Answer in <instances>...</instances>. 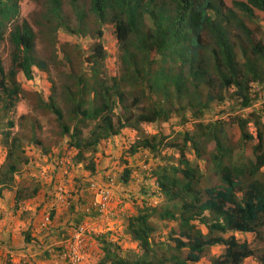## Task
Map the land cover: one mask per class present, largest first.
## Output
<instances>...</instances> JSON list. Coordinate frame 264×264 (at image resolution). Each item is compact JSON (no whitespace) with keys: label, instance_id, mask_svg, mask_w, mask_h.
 <instances>
[{"label":"trees","instance_id":"obj_1","mask_svg":"<svg viewBox=\"0 0 264 264\" xmlns=\"http://www.w3.org/2000/svg\"><path fill=\"white\" fill-rule=\"evenodd\" d=\"M23 1L0 0V49L13 26L8 69L0 56V145L6 151L0 199L6 191L15 192L17 204L38 196L39 179H20L34 149L55 159L57 168L68 164L63 151L53 156L40 138L37 119L11 117L28 93L20 75L31 83L39 72L46 80L41 77L42 90L33 92L37 107L54 116L66 151L75 153L71 167L82 165L94 176L103 143L126 130L137 134L128 154L148 153L139 160L153 161L151 175L144 174L156 190L142 188L144 199L126 217L124 235H91L102 251L100 264H200L218 247L223 251L210 264H244L249 258L264 264V0H235L232 6L225 0H89L88 11L70 0L74 27L62 0H48L38 24L49 33L85 39L92 34L90 19L98 27L89 54L53 42L49 61L38 57L32 26L15 24ZM107 26L118 42L115 75L102 41ZM52 68L64 78L62 94ZM214 106L229 112L216 114ZM174 118L181 129L172 134L144 130ZM135 171L126 166L119 184L129 186ZM93 182L87 185L91 191ZM154 196L162 202L151 204ZM91 215L103 216L83 212L77 227ZM157 222L173 225L166 240L157 237ZM246 235L263 243L260 252L238 237ZM71 236L56 247L61 256ZM125 238L137 249L125 251Z\"/></svg>","mask_w":264,"mask_h":264},{"label":"crops","instance_id":"obj_2","mask_svg":"<svg viewBox=\"0 0 264 264\" xmlns=\"http://www.w3.org/2000/svg\"><path fill=\"white\" fill-rule=\"evenodd\" d=\"M121 140L120 136L106 142L101 153L108 162L97 165V173L94 176L82 165L71 167L69 161H67L68 164L63 163L60 168H57L58 171H55L51 160L45 158L47 166L42 171H47V181H41L42 189L37 197L17 204L15 192H5L4 198L0 199V264H68L56 247L62 245L64 242L62 240L66 236L73 234L77 227V220L80 219L83 212L91 213L96 210L93 208L95 193L89 190L87 185L90 181H98L101 185H107L110 179H114L113 169L107 171L104 169L117 163L111 162V159L114 158L112 154L119 150ZM115 145L116 147H114ZM110 153L111 156L108 155ZM72 154L75 155V153ZM142 155L148 156V153H141L129 160L133 159L135 166L146 168L145 162L139 160ZM130 166L134 168L132 164ZM136 171L133 178L137 175ZM33 175L36 177L35 174ZM138 178V180L134 179L129 186L115 187L112 212L109 216L91 215L85 218L81 225H89L93 231L92 234L110 232L115 240L122 237L126 217L136 214V206H139L144 199L143 195L141 197L142 188L152 185L153 191L156 190L154 182L150 181L151 184H149L145 175ZM62 187L67 193L68 205L58 193ZM137 191L140 192L137 193ZM149 201L153 205H158L162 199L154 196ZM52 212L51 224L44 227L46 215ZM27 235H30V241H27ZM93 242L99 252L97 264H100L102 251L99 245L95 241ZM47 252L50 254V258L45 260L43 256ZM95 259H90L88 264H95Z\"/></svg>","mask_w":264,"mask_h":264},{"label":"rangeland","instance_id":"obj_3","mask_svg":"<svg viewBox=\"0 0 264 264\" xmlns=\"http://www.w3.org/2000/svg\"><path fill=\"white\" fill-rule=\"evenodd\" d=\"M77 1L84 9H86V11H88L89 0H77ZM225 1L229 6H232L233 1L235 0H225ZM62 2H63V11H65L66 14L70 17L71 22H72L71 24L74 27L76 24V21L72 14L71 1L62 0ZM47 9H48V0H35V1L25 0L21 4V15L18 18V20H16L15 22V24H21L22 22L27 21L32 26L36 34V50H37L39 59L45 60V61L50 60L52 56L53 42L54 43L56 42L69 43L72 46L79 47L85 53V55L89 54L92 44L95 43V39L92 35L94 34V32H96V29H98V27L95 28L93 19L89 20V25H88L89 29L92 30V34L89 35V37L85 39H80L77 37L69 36L67 33L63 32L62 30H60V32H57L56 34L55 33L51 34L49 33L47 28H44L38 24V21L41 20V14L44 11H47ZM260 21L261 23H263L262 32L264 34V19ZM12 27H13L12 25L9 27L7 31V35H6V40L3 42L1 49H0V56L3 60L4 66L6 67V69L10 67V63H11L10 54L12 51V46L9 41V33ZM104 31H105V37L102 41L106 49V52L108 54L107 67H108L109 73L112 75H115L118 72V42L116 40V36L114 34V30L112 26H107ZM52 73H53V79L59 85L58 92L59 94H62L63 91H62L61 86L64 85V78H62L59 72H57L54 68H52ZM37 76H38V79L35 82L29 83L25 81V77L22 74L20 75V79L22 83L24 84L25 90L28 93L23 96L22 100L17 105L16 112L11 117L16 122L19 121V118L22 115H26L30 117L29 119H37L43 126V129L40 132V138L45 142L47 147L50 145L52 146V149H53L52 155L53 156L57 155L60 151H63L65 153L66 159H68V161L70 162V159L72 158L73 154L69 151H66V147H67L66 139L61 140L60 130L55 122L54 116L40 111L37 107V97L35 96V93L33 92L35 90H42V86L40 85V83H42V80H46V76L39 72H37ZM41 77H43L42 80L40 79ZM214 108H215L216 114H220L221 111H226L225 113H227V111L229 112V109H226L227 106H224L221 108L214 106ZM261 108L262 107L260 103H258L256 105V109H261ZM248 112H250V110ZM178 129H181V127H179L177 124V118H174L168 124L144 125V130L149 134L163 133L164 135H169ZM14 131L17 132L18 127ZM136 137H137V134L135 132L126 130V132H124V134L121 136L122 140L120 142L121 144L119 146V150H117L114 154H112L114 158L111 159V162L113 163L117 162V163L112 164L113 165L112 167H108L104 169L105 171L109 169H113V174H114L113 178L116 181V185L119 184V180H120L119 175H121L124 169L126 168V166L130 164H132L135 170H137L136 171L137 175L133 179L138 180L139 176L141 177L142 175H145V174H148L149 176L151 175L150 171L153 168V161H149L147 165L145 163L146 168H140V166H135V162L133 161V159L129 160V158H131L132 156L128 154V151H129L130 145L134 142ZM59 141L60 143L56 145L55 143L56 142L58 143ZM105 144L106 143H103L102 149ZM114 147H116V145ZM108 155L111 156V153ZM29 156L32 159V163L29 166L24 168V170L21 173L20 179L22 178L25 180L39 179V181L46 182L47 181L46 176H48L47 171H42V170H44L47 165L45 163L46 162L45 157L42 156L41 150L34 149L32 152L29 153ZM5 157H6V151L0 145V166L3 164ZM95 157H96L97 165H101L103 163L106 164V162H108V160L105 159V156L102 155L101 152L98 153ZM54 161L55 159L51 160L52 163ZM124 161L128 162V164H124ZM111 162L109 161L110 164ZM202 165L204 166V163ZM55 171H58V170L56 169ZM33 174H35L37 178L33 177L34 176ZM150 181L151 180H149V184H151ZM94 182L98 183V181H94ZM139 192L140 191H137V193ZM157 223L159 226V232L157 233V237H159V235H162L163 236L162 239L166 240L168 236L170 235L171 230L173 229V225L171 223L170 224H166L162 222H157ZM203 229L204 231H206L205 228ZM238 237L241 240H244V239L249 240L250 243L252 244L253 249H255L258 252L261 251V247L263 246V243L261 241L259 242L256 241L253 236L246 235V236H238ZM122 246L125 251L137 249V244L132 243L127 238H125L122 241ZM96 248H97L96 244L92 241L90 244V248L87 251L86 258L83 264H88L90 259L92 258H96L94 261L95 264L98 263L99 252L97 251ZM222 251H223V248L221 247L213 248L210 254L208 255V257L204 258L200 262V264H210V258L213 255L220 254ZM244 264H259V263L255 258H249L244 262Z\"/></svg>","mask_w":264,"mask_h":264},{"label":"built area","instance_id":"obj_4","mask_svg":"<svg viewBox=\"0 0 264 264\" xmlns=\"http://www.w3.org/2000/svg\"><path fill=\"white\" fill-rule=\"evenodd\" d=\"M54 169L56 170L57 167L54 166ZM115 187L123 188L121 184L116 185L114 179H110L107 185H99L98 183L93 182L91 186L92 191L95 193L93 208L99 211L103 216H109L112 212ZM58 193L68 205L69 202L65 188H60ZM51 222L52 216L49 213L44 219V227L49 226ZM92 232L91 227L87 224L75 228L71 238L65 244L66 252L61 256L66 263L83 264L92 242Z\"/></svg>","mask_w":264,"mask_h":264}]
</instances>
